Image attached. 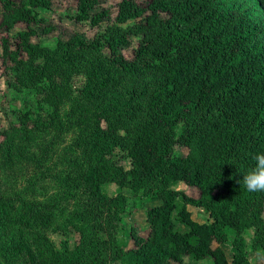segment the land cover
<instances>
[{
  "label": "trees",
  "instance_id": "trees-1",
  "mask_svg": "<svg viewBox=\"0 0 264 264\" xmlns=\"http://www.w3.org/2000/svg\"><path fill=\"white\" fill-rule=\"evenodd\" d=\"M102 1L73 0L74 20L92 28L111 26L92 41L73 35L57 39L50 49L35 40L50 30L38 10H50L53 0H0V58L14 87L47 80L49 92L40 87L39 92L53 93L57 79L65 77L57 62L64 66L88 56L95 60L80 94L92 102L119 87L114 71L138 80L153 76L135 132L120 136L94 123L93 162L79 174V247L53 260L44 249L19 241L11 246L13 253L24 264H251L242 234L255 228L252 246L264 250V192H248L238 181L264 152V0L244 11L222 9L229 0H119L114 15ZM258 10L263 14L254 18ZM17 27L21 30L9 34ZM134 41L126 58L123 51ZM35 126L26 110L10 129L27 140ZM8 138L9 131H0L1 145ZM110 139L122 142L128 170L106 160L105 150L114 146ZM108 183L118 188L114 197L104 192ZM178 184L197 196L176 190ZM122 190L160 201L146 212V235L123 223ZM188 206L202 209L210 220L193 221ZM174 213L184 231L176 227ZM0 218L29 231L35 224L50 225L40 209L16 208L1 199ZM232 232L228 259L223 245ZM97 245L103 254L96 252L91 263L80 258Z\"/></svg>",
  "mask_w": 264,
  "mask_h": 264
},
{
  "label": "rangeland",
  "instance_id": "rangeland-1",
  "mask_svg": "<svg viewBox=\"0 0 264 264\" xmlns=\"http://www.w3.org/2000/svg\"><path fill=\"white\" fill-rule=\"evenodd\" d=\"M53 1L50 10H38L39 16L45 20L44 24L50 30L47 34H39L35 41L46 48L53 49L57 39L68 40L73 35L92 41L110 25L102 23L92 28L86 21L76 22L74 18L77 12L73 0ZM118 1L103 0L101 6L109 8L111 15H114ZM137 1L143 3L144 0ZM254 4L255 0H229L221 3V8L244 11ZM252 14L255 18L263 13L258 10ZM127 25L121 26L125 28ZM20 30L17 27L9 34ZM136 45L137 42L134 41L130 48L123 51L126 58L131 57L132 49ZM94 60L93 56H88L85 60L76 59L70 64H63L64 66L57 62L58 66L63 67L65 77L57 79L56 91L47 95L39 92V87L49 92L50 85L47 80H39L32 87H14L13 84L16 83L12 81L11 84L7 65L0 58V131H9L6 144L0 143V199L16 208L40 209L50 222L47 229L35 224L34 229L29 231L0 218V264H24L22 258L16 256L11 248L19 241L36 247L34 250L44 249L53 260L65 259L79 247V222L75 220L79 216L83 199L79 188V174L93 162L95 151H92L93 141L90 134L94 123L98 121L103 131H114L125 136L127 132H135L144 119L145 97L153 86V76L138 80L114 71L113 77L120 79L119 87L103 92L98 102H92L80 92L85 86L87 75L92 71ZM139 109L142 114L138 113ZM26 110L30 111L36 126L26 133L27 140H23L10 128L18 123L20 113ZM53 114L56 117L53 118ZM131 115H135L136 119L131 120ZM110 141L114 146L105 150L106 160L128 170L130 163L125 158L122 142L112 139ZM175 152L181 155L184 150L176 148ZM103 189L109 197L118 193L117 186L111 183L105 184ZM175 189L184 191L189 196H197L196 190L183 184H178ZM122 194L127 199L123 223L127 228H136L142 236L146 235V212L159 205L160 201H147L140 195L133 196L128 190H122ZM187 209L191 219L197 223L210 220L202 209L192 206ZM173 218L176 227L184 231L176 221V213ZM254 232L255 228L252 227L242 234L245 251L251 264H264V250H256L252 246ZM234 235V232L230 233L228 241L223 245L228 259L233 252L231 242ZM121 239L127 247L131 246L129 238ZM96 252L103 254L98 245L94 250L88 247L80 258L91 263ZM198 264H210V261H201Z\"/></svg>",
  "mask_w": 264,
  "mask_h": 264
},
{
  "label": "clouds",
  "instance_id": "clouds-1",
  "mask_svg": "<svg viewBox=\"0 0 264 264\" xmlns=\"http://www.w3.org/2000/svg\"><path fill=\"white\" fill-rule=\"evenodd\" d=\"M255 167L250 169L241 181L248 192H264V152L254 156Z\"/></svg>",
  "mask_w": 264,
  "mask_h": 264
}]
</instances>
